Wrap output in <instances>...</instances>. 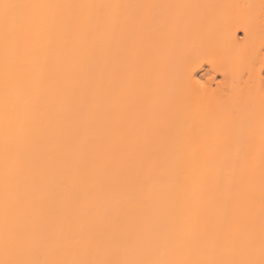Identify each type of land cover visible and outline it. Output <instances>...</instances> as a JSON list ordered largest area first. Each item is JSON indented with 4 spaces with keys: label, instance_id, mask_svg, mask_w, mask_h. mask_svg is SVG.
I'll return each mask as SVG.
<instances>
[{
    "label": "bare ground",
    "instance_id": "1",
    "mask_svg": "<svg viewBox=\"0 0 264 264\" xmlns=\"http://www.w3.org/2000/svg\"><path fill=\"white\" fill-rule=\"evenodd\" d=\"M262 5L0 0V259L262 264Z\"/></svg>",
    "mask_w": 264,
    "mask_h": 264
},
{
    "label": "snow or ice",
    "instance_id": "2",
    "mask_svg": "<svg viewBox=\"0 0 264 264\" xmlns=\"http://www.w3.org/2000/svg\"><path fill=\"white\" fill-rule=\"evenodd\" d=\"M235 7L239 8L242 5H235ZM5 264H50L47 261H39V260H13V261H5ZM72 264H162L160 261L155 260H135L129 262H119V261H106V260H95V261H72ZM239 264H254L252 261L239 262ZM264 264V262H262Z\"/></svg>",
    "mask_w": 264,
    "mask_h": 264
},
{
    "label": "clouds",
    "instance_id": "3",
    "mask_svg": "<svg viewBox=\"0 0 264 264\" xmlns=\"http://www.w3.org/2000/svg\"><path fill=\"white\" fill-rule=\"evenodd\" d=\"M244 35H245V33H244ZM261 68H264V66L259 67V72H260ZM197 81H198V87L201 90L215 91L216 87H217V83L220 80L215 82L214 87L212 86L213 76L211 78H206L204 80H197ZM13 260H16V259H10V258L5 257L4 259H0V264H5V261H13Z\"/></svg>",
    "mask_w": 264,
    "mask_h": 264
},
{
    "label": "rangeland",
    "instance_id": "4",
    "mask_svg": "<svg viewBox=\"0 0 264 264\" xmlns=\"http://www.w3.org/2000/svg\"><path fill=\"white\" fill-rule=\"evenodd\" d=\"M259 2H260V1H259ZM263 2H264V0H263ZM263 2H262V0H261V3H262V4H264ZM158 4H159V3H158ZM172 4H173V3H160L159 5H161V8L164 7L165 5H167V7L170 6V8H168V9L171 10V9H172V8H171V7H172ZM176 4H177V3H176ZM178 4L180 5V3H178ZM181 4H183V3H181ZM183 6H184V4H183ZM167 7H166V8H167ZM173 7H176L175 4L173 5ZM263 7H264V6L262 5V8H263ZM179 8H180V7H179ZM175 10H176V9H175ZM179 10H180V9H179ZM255 10H259V9H255ZM262 10H263V12H264V9H262ZM178 12H179V11H178ZM255 12H256V11H255ZM258 12L260 13V10H259ZM258 12H256V13H258ZM263 12H261V13H262L261 15L264 14ZM179 13H180V12H179ZM176 15H177V12L175 13V17L177 18ZM181 15H182V13H181ZM261 15H260V16H261ZM256 16H257V14H256ZM175 17H174V18H175ZM258 17H259V15L257 16V18H258ZM262 17H263V16H262ZM259 18H260V17H259ZM172 19H173V17H172ZM262 19H263V18H262ZM175 20H178V18L175 19ZM259 20H261V18H260ZM259 20L257 19V21H259ZM262 21H263V20H262ZM174 22H176V21H174ZM172 25H173V24H172ZM170 26H171V22H170ZM238 36L241 38V37L243 36V33H242V32H239V33H238ZM263 49H264V48H263ZM263 49H262V50H263ZM262 52H264V50H263Z\"/></svg>",
    "mask_w": 264,
    "mask_h": 264
}]
</instances>
